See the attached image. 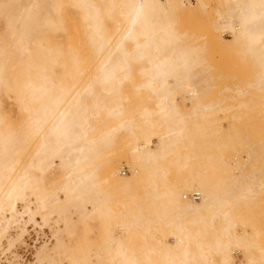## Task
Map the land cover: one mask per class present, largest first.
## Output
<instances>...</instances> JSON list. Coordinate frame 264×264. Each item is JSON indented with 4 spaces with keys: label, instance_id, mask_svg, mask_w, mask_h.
I'll return each instance as SVG.
<instances>
[{
    "label": "bare ground",
    "instance_id": "1",
    "mask_svg": "<svg viewBox=\"0 0 264 264\" xmlns=\"http://www.w3.org/2000/svg\"><path fill=\"white\" fill-rule=\"evenodd\" d=\"M204 6L0 0V213L26 220L9 249L40 216L71 237H100L73 244L70 264H237L243 250L239 264H264V115L259 138L218 117L264 105V0L216 9L218 46L251 73L228 97L214 91L205 37L177 29ZM27 196L33 204L19 207Z\"/></svg>",
    "mask_w": 264,
    "mask_h": 264
},
{
    "label": "rangeland",
    "instance_id": "2",
    "mask_svg": "<svg viewBox=\"0 0 264 264\" xmlns=\"http://www.w3.org/2000/svg\"><path fill=\"white\" fill-rule=\"evenodd\" d=\"M204 1H205L204 7H197L195 9H192L188 14H185V15L183 14L181 16V20L177 24V29L181 32L186 31L187 29L192 34L196 33L195 35L197 36L200 35V36L205 37L204 42H207L206 44L207 51H208L209 57H211V58L208 57V60H210L209 63L213 66V68L211 69L212 70L211 74L215 77L214 80L217 83L216 87L214 88L216 90L214 91H216L215 93H219V90L224 91L225 89L224 92L226 94L227 93L229 94L224 95V96L217 95V97L218 96L228 97L231 91H233L232 89L235 88V85L241 84V83L245 84V82L247 83L251 73H249V69L246 68L243 63L241 64L240 62L241 60L239 59L240 57L238 56L237 53L236 55L234 52L232 53V51H228L225 47H224L225 49H223L221 44L218 46L219 44L218 39H217L218 42H216L215 38L217 37H216V31L214 29V21L217 16L216 9L221 7L223 0H204ZM191 2L194 5H197V0H191ZM70 9H74V8H72L70 5L65 6V8L63 9V14L73 23V24H70L72 27L70 26L71 28L70 30L67 31V35L72 34L73 36H75L77 35V32H78V28L76 26H78L80 23L79 21H76V19L70 13L69 11ZM206 15H207V18H206ZM224 38L226 39L231 38L230 34L224 33ZM210 51L212 52L209 53ZM219 82L220 84L218 87ZM226 85L231 86V89L226 88ZM251 93L250 95L248 94L249 96L246 95L245 97L247 99L251 97L252 98L254 97L255 99H258V100L260 99L261 97L260 94L256 95L255 93H252L251 95ZM259 101L261 102V104L249 103L251 105H249L248 106L249 108L247 109L245 108L238 109V108L233 107L230 110L224 111L222 114L218 115V117L221 120L220 124L223 126V129L226 131L229 130V127L233 126L232 122L236 124L234 125V126H237L236 129L238 128L240 129L239 126H242V125H246V126L249 125L250 127H248L247 129L246 128H243V129L249 131L251 134L257 135L259 138L260 136L258 135V132L260 130V127L257 124H260L262 122L261 119H262V116L264 115V111L262 110V107H264V105L262 106L261 99ZM176 102L178 105L181 106L182 109H184L185 103L181 96L177 97ZM233 114L234 115H238V114L245 115L244 120H235V122L231 120L230 118L225 120V116H231ZM256 140L257 139H255V141ZM229 155L233 156V152L230 151ZM124 168L127 169L126 173L123 171ZM37 175L39 178L42 177L40 172H38ZM120 175L123 177H128L130 175V169L128 168V166H123V168H121ZM32 204H33L32 197L27 196L24 198L23 202L19 203V207L31 206ZM27 209L28 208H24L23 211L25 213H28ZM255 209L258 212H261V211L263 212L264 206L261 204ZM8 218L11 219L10 222H8ZM261 219L264 220V216H262ZM87 221L90 223V220H87ZM46 222L40 216L37 217L36 224L32 223L28 225L29 234L27 233L25 235L23 241H17L15 245L10 247L11 249H9L8 244L10 243L12 239L11 237L15 236L17 232L25 226L26 220L19 214H16V213L12 214L9 211V209H5L4 211H2L0 213V232L3 229H6V231L2 234L3 236L1 235L2 237L0 236L2 238L1 239L2 243L0 247V264H33V263L34 264H70L69 260L67 259V255L68 253L73 252L71 251V248H70L71 246H74L75 244L82 245L86 242L89 243V242L100 240V237L96 233L95 235H93V237H89V235L87 234L86 238H84L85 236L79 234L78 238H74V237L69 236L67 233L60 231L57 228L58 225L54 218H50V220ZM260 223H262V226L264 228V222L262 221ZM96 238L98 240H96ZM61 240L65 243V245L60 247L58 246V242ZM262 240H264V233L262 236ZM5 248L8 250L5 251L6 250ZM3 252H6V253H3ZM236 253H235V259L237 261V264H239L240 259L242 258L244 253L246 254L247 252L243 250V251H239ZM35 254L39 258L35 256ZM215 260L216 262L219 261L217 256L215 257Z\"/></svg>",
    "mask_w": 264,
    "mask_h": 264
},
{
    "label": "built area",
    "instance_id": "3",
    "mask_svg": "<svg viewBox=\"0 0 264 264\" xmlns=\"http://www.w3.org/2000/svg\"><path fill=\"white\" fill-rule=\"evenodd\" d=\"M123 171L126 173L127 169L124 168ZM189 197L195 199V200H199L201 198V194L198 192H194L193 194H190Z\"/></svg>",
    "mask_w": 264,
    "mask_h": 264
}]
</instances>
